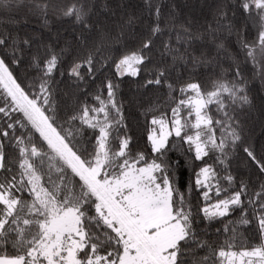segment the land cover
<instances>
[{
  "label": "snow or ice",
  "instance_id": "6c2138e0",
  "mask_svg": "<svg viewBox=\"0 0 264 264\" xmlns=\"http://www.w3.org/2000/svg\"><path fill=\"white\" fill-rule=\"evenodd\" d=\"M118 7L110 27L97 0H0V23L26 10L72 33L0 30V264H264V143L241 119L264 97V0H212L200 27L174 2ZM126 104L143 107V147Z\"/></svg>",
  "mask_w": 264,
  "mask_h": 264
},
{
  "label": "trees",
  "instance_id": "16d2710c",
  "mask_svg": "<svg viewBox=\"0 0 264 264\" xmlns=\"http://www.w3.org/2000/svg\"><path fill=\"white\" fill-rule=\"evenodd\" d=\"M122 2V0H97V12L99 14L98 18L102 20H107L109 22L110 27H114L113 22L118 21L120 15L124 10L120 9L118 5ZM123 2L127 5H135L138 3V0H123ZM175 3L177 4V11L180 14V19L191 18L196 27H200L203 25L206 20L207 22H211V5L212 0H165V3ZM107 4L109 6V11H105L103 9V5ZM127 10H132L129 7ZM111 11H115L117 13L116 16H112L110 14ZM11 18L13 21H20V23H9L8 20ZM4 22L0 23V30H11L13 34L19 32L21 36L28 35H40L45 40V42H54V36L56 33H60L61 39L59 43L62 45L65 39H71L72 33L71 28L66 23L56 22L52 25L51 32L46 30H42L39 27L37 20L30 16L26 15V10L22 11H11L4 15ZM24 19H27V23H24ZM114 47H118L115 45ZM201 46L197 45L199 49ZM203 47H205L208 51H212V46L210 43H206ZM159 57L157 56V59ZM106 71V70H105ZM251 72L249 66V74ZM17 74L21 76L23 79L24 72L23 70H17ZM212 77V72L208 68L199 69V75L197 76L202 82H207ZM256 88H259V84L256 85ZM144 92L143 102L144 106H147L149 103L153 104H161L164 102V90L157 91H149V90H140ZM121 93L127 99L131 100L134 97L140 99L139 94L136 89V85L134 83L126 82L121 86ZM254 97L255 107L252 111H247L241 115V119L245 123V131L248 138H250L254 143L259 146L261 143H264V97H261L259 92L253 91L252 93ZM143 111V107L139 104H126V116L128 117L131 134L134 136L137 147H143L146 143V132H145V117L141 115ZM179 154L172 153L173 158L175 159ZM241 174H245V170L241 168ZM190 170L187 168L182 169L181 171V182H186L189 179ZM239 215L238 213L236 214ZM235 218V217H234ZM203 228L204 225L202 224ZM222 227V224L218 222H214L210 226L207 227V231L209 233L207 239L212 244H218L220 241L224 239L223 235H218L215 231L216 228ZM203 254V253H201Z\"/></svg>",
  "mask_w": 264,
  "mask_h": 264
}]
</instances>
